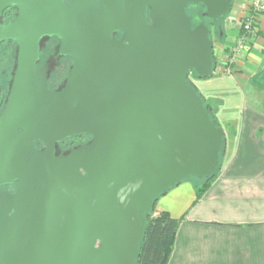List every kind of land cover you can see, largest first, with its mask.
<instances>
[{"label": "water", "instance_id": "water-1", "mask_svg": "<svg viewBox=\"0 0 264 264\" xmlns=\"http://www.w3.org/2000/svg\"><path fill=\"white\" fill-rule=\"evenodd\" d=\"M190 2L220 20L233 0H0V17L18 10L0 22V43L17 44L0 112V264H136L154 199L212 174L225 131L186 80L216 66ZM51 37L73 58L57 90L51 62L38 66ZM80 135L90 143L57 154Z\"/></svg>", "mask_w": 264, "mask_h": 264}, {"label": "crops", "instance_id": "crops-1", "mask_svg": "<svg viewBox=\"0 0 264 264\" xmlns=\"http://www.w3.org/2000/svg\"><path fill=\"white\" fill-rule=\"evenodd\" d=\"M257 24L264 32L263 16ZM257 39L259 46L249 55L253 61L242 55L235 75L202 80L216 82L218 92L198 89L217 107L226 152L219 175L201 195L202 181L185 180L159 197L157 211L181 219L168 264H264V111L240 101L232 107L229 101L232 88L264 82V36ZM234 41L229 34L214 42L218 64H226Z\"/></svg>", "mask_w": 264, "mask_h": 264}, {"label": "trees", "instance_id": "trees-1", "mask_svg": "<svg viewBox=\"0 0 264 264\" xmlns=\"http://www.w3.org/2000/svg\"><path fill=\"white\" fill-rule=\"evenodd\" d=\"M66 1H70V0H66ZM192 5H194V7H191ZM232 5L229 11L226 13V15L230 12ZM186 11L188 15L190 16L194 27L200 23H205L208 26L209 31H210V38L213 40V44L216 39V36H214V34L218 35V38H220L218 40L225 39L226 33L223 28V24H221L220 26L217 25L216 27L213 24L219 21H222L226 17V15L220 20H214L206 14V7L203 3H195V2H190L186 7ZM14 19H15V15L13 14L11 20H14ZM52 38L58 39L57 37H52ZM48 45L46 46V48H43V49L45 50L49 48ZM43 49L40 53V60L42 59L41 55H43L44 53ZM0 50H2L3 52H6V51L8 52L10 51V53L12 52L13 55H11V58L8 60L9 67L11 69L14 66L15 58L17 55L16 42L11 41V40L6 41L0 44ZM212 53H213L214 62L215 64H217L216 56L214 55L213 50H212ZM72 63H73V58L70 56H65L61 58L59 63H57L56 68L49 74V78H48L49 88L58 87L64 83L66 76L68 74V71L70 70L72 66ZM42 65H43V62L40 61L38 66H42ZM206 78H209V77L200 76L195 71H192L190 75L186 78V80L202 97L207 113L210 119L212 120V122L216 126H221L217 118V115H216L217 112L212 108V105L208 101H206V99L201 95V93L199 92L198 88L196 87L194 83V79H206ZM3 106L4 104L0 105V112ZM84 137L87 138L88 140H91V136L89 135H84ZM70 142L71 140L69 139L66 141H63L58 144V148H63V147L65 148V146L70 144ZM38 146L41 147L42 144L37 142L36 147L39 148ZM225 152H226V136L224 135L223 144L219 152L218 164L209 177L205 179H201L203 183V187L201 188L199 195H201V193L205 191L206 188L210 185V183L219 175L223 167V160H224ZM16 186H17V183L10 185V186H6V187L9 188L10 191H14ZM169 189H167L166 191H164L163 193H161L159 196H157L154 199L150 212L146 213L145 215V217L147 218V222L145 223V226H144L143 241H142V244L138 252L136 264H168L169 262L181 219L172 217L166 211H157L156 209V203L159 197L164 195Z\"/></svg>", "mask_w": 264, "mask_h": 264}, {"label": "rangeland", "instance_id": "rangeland-1", "mask_svg": "<svg viewBox=\"0 0 264 264\" xmlns=\"http://www.w3.org/2000/svg\"><path fill=\"white\" fill-rule=\"evenodd\" d=\"M250 0H234L233 1V5L232 8L230 10V12L226 15V17L222 20L219 21L213 25H215V27L218 25L220 26L221 24H223V28L225 30L226 36L229 34H234L235 38H237V36L241 35L243 32V27H242V23H243V19L247 13V8L248 5L245 4ZM191 7H194V5H192ZM207 12V9H206ZM207 14V13H206ZM264 17V15H263ZM259 34H262L264 36V32H260L259 30V25L256 24L249 41L243 46L241 52L238 54L237 56V60L242 56L245 55L247 57V59L249 60V62H252V58L249 56L250 55V51L254 50L257 46H259L257 44L258 42V36ZM216 39L215 42H219L220 38H218V35H215ZM8 40L3 41L2 43L6 42ZM14 41V40H11ZM1 43V44H2ZM59 40L56 38H45L42 42V48H46V46L48 45L49 48L47 49H43L44 53L43 55H41L42 59L40 60L41 62H46L49 61L51 62V69L50 72H52L55 68L57 63H59V61L61 60V56L58 55V48H59ZM237 47V40H235L233 42V45L231 46V48L228 50V58H227V66H231L232 64H230L231 62V57L233 56L234 53V49ZM214 52V51H213ZM48 53V54H46ZM12 52L10 53V51H6L3 52L2 50H0V73L2 76V82H0V105L5 104L6 99H7V95L11 86V79H12V75L15 69V65H16V58H15V63L14 66L10 69L9 67V59L11 58ZM215 55V54H214ZM17 56V55H16ZM39 61V62H40ZM226 65V64H225ZM223 71L218 72L216 75H221ZM264 78V75L263 77ZM207 79V78H206ZM204 79V80H206ZM197 80V81H196ZM203 79H194V83H197L196 86L198 87V89L200 91H205L206 93L207 91L211 92V93H216L220 90V86L216 83V82H202ZM65 82V81H64ZM64 84V83H63ZM259 84H261V86L259 85H253V84H249L248 86H243L241 88H235V89H231L230 92V106H235L239 101L240 102H244L247 103L249 105H252L253 107L264 111V82H259ZM215 85H218L217 87ZM205 88V89H204ZM225 93H228L227 91H225ZM4 107V106H3ZM212 108L216 111L217 107L215 105H212ZM68 146V145H67ZM187 180H195L197 182L202 181L200 178L197 177H191Z\"/></svg>", "mask_w": 264, "mask_h": 264}, {"label": "built area", "instance_id": "built-area-1", "mask_svg": "<svg viewBox=\"0 0 264 264\" xmlns=\"http://www.w3.org/2000/svg\"><path fill=\"white\" fill-rule=\"evenodd\" d=\"M247 13L243 19L242 27L243 32L241 35L237 36V47L234 49L233 56L231 57V66L225 64H216L213 75L217 74L220 71H223L221 75H235V66L237 63V56L241 52L243 46L249 41L250 36L258 22V19L264 15V0H250L247 3Z\"/></svg>", "mask_w": 264, "mask_h": 264}, {"label": "flooded vegetation", "instance_id": "flooded-vegetation-1", "mask_svg": "<svg viewBox=\"0 0 264 264\" xmlns=\"http://www.w3.org/2000/svg\"><path fill=\"white\" fill-rule=\"evenodd\" d=\"M70 1L65 0L66 3H69ZM17 11H18L17 8L14 6H9V7L4 8L2 13H1L0 22L5 24V25H10L12 22L15 21L16 16H17ZM13 14L15 15V19L11 20ZM61 57H65V56H61ZM12 78H13V75H12ZM0 82H2L1 73H0ZM11 82H12V79H11ZM62 85H60L58 87H51L50 89H56L57 90V89H60L62 87ZM74 137H76V138H74ZM74 137L69 138V140H71V142H70V144H68V146H65V148L64 147L58 148V146H57V154L67 155L70 153V151L72 149L88 145L91 141V140H88L87 138H85L84 135L74 136ZM38 147H39L38 149H42L44 146L42 145L41 147L40 146H38ZM4 188H7V187L5 186ZM7 189L9 190V188H7Z\"/></svg>", "mask_w": 264, "mask_h": 264}]
</instances>
